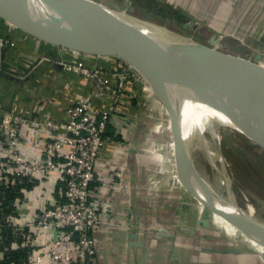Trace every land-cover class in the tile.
I'll list each match as a JSON object with an SVG mask.
<instances>
[{"label": "crops", "instance_id": "0c3cea01", "mask_svg": "<svg viewBox=\"0 0 264 264\" xmlns=\"http://www.w3.org/2000/svg\"><path fill=\"white\" fill-rule=\"evenodd\" d=\"M162 1L174 3L185 17L210 12L214 26L224 25L223 30L233 39L247 45V52L236 55L246 54L264 64V54L252 52L264 50V0ZM2 25V32L15 46L5 50L0 62V160L12 153L6 145V131L17 133L20 154L35 161L55 136L49 133L48 122L63 120L73 102L86 101L102 112L116 106L108 129L111 141L96 163L92 185V201L101 221L94 231L100 243L99 264H203V237L182 230L181 205L174 187L162 184L155 188L153 183L160 162L152 151L154 126L148 112L159 106L148 82L134 74L115 104L114 97L94 94L91 81L67 67L100 68L108 83L117 87L124 70L119 60L65 50L7 22ZM170 154L160 155V161L175 159L180 164L176 152ZM178 177L188 182L184 172ZM19 186L22 193L13 207L17 222L23 225L34 221L46 202L60 197L61 186L53 178L33 183L26 179ZM109 198L113 213L107 217L101 208ZM198 205L207 207L199 199Z\"/></svg>", "mask_w": 264, "mask_h": 264}, {"label": "water", "instance_id": "95a60500", "mask_svg": "<svg viewBox=\"0 0 264 264\" xmlns=\"http://www.w3.org/2000/svg\"><path fill=\"white\" fill-rule=\"evenodd\" d=\"M0 18L53 46L127 62L148 82L168 110L144 72L215 102L229 103L245 98L246 108L264 117V66L223 51L247 52V45L216 47L219 43L216 41L210 47L181 34L166 33L161 28L147 31L117 23L60 0H0ZM174 138L190 181L183 182L185 188L264 246V228L256 220L199 190L179 127L174 129ZM254 140L264 148L260 140Z\"/></svg>", "mask_w": 264, "mask_h": 264}, {"label": "built area", "instance_id": "2783aa9c", "mask_svg": "<svg viewBox=\"0 0 264 264\" xmlns=\"http://www.w3.org/2000/svg\"><path fill=\"white\" fill-rule=\"evenodd\" d=\"M3 22L0 18V62L5 50L15 46L14 40L2 32ZM186 26L191 27L189 22ZM67 68L87 77L94 94L114 97L115 104L126 89V82L135 74L131 67L124 68L119 85L113 87L100 68L83 64ZM115 110L114 105L102 112L86 101L73 102L63 120L48 122L49 133L55 136L46 145L42 157L35 161L20 154L21 138L17 133L6 131V145L12 153L8 159L0 160V185L17 187L26 179L33 183L36 179L53 178L60 184L61 192L59 198L44 204L34 221L24 225L17 222L14 210L3 216L0 209V264H6V253L20 249L28 256L24 264H99L100 243L94 231L101 221L92 201V185L96 163L111 141L108 129ZM101 211L107 217L112 215L110 198ZM5 227L18 240L12 248L3 246Z\"/></svg>", "mask_w": 264, "mask_h": 264}, {"label": "rangeland", "instance_id": "374dc122", "mask_svg": "<svg viewBox=\"0 0 264 264\" xmlns=\"http://www.w3.org/2000/svg\"><path fill=\"white\" fill-rule=\"evenodd\" d=\"M80 1L81 9L85 8V10H90L111 21H117L113 18L117 14L125 15L128 19L142 24L144 28L150 30H160L161 28L166 33L181 34L210 47H214L213 43L216 41L227 45L231 42L243 44L241 41L233 39L228 32L223 30V28L225 29L224 25H219V28L214 26L216 24L213 23L214 19L210 12H198L197 14L192 12L191 15L185 17L184 12L179 11L178 6L174 3L162 0ZM188 22L191 25L190 28L186 26ZM223 51L234 55L239 53L235 50ZM252 52L264 54V50L257 49L252 50ZM241 56L247 59L252 57L246 54ZM116 59L123 64L124 68L131 67L136 75H141L127 62ZM262 65L264 66V64ZM155 98L157 101L156 106L159 107L151 108L148 106V108L150 107L148 116L152 118V120L149 119V123L154 126L152 151L160 162V168L153 178V183L155 188L162 184L174 187L173 194L176 197L179 196L178 201L181 205L182 230L188 235L196 233L198 236L203 237V264H264V252L253 248L246 238L240 235L241 233L234 234L226 225L220 223L212 209L209 207L202 209L198 205V199L185 188L178 177L182 175L183 171L175 159H170L162 165L160 155H171L169 144L174 141V133L168 130L172 119L170 111L156 94ZM219 130L220 150L225 160L224 170L231 183L230 188L224 187V193L233 202L240 206L243 205L245 209L249 206L256 208L255 217L263 222L264 148L255 142V138L242 131L228 127ZM174 164L177 167L176 169L173 167ZM202 167L207 179L214 185L215 171L205 160L202 161ZM156 232L159 234L158 231Z\"/></svg>", "mask_w": 264, "mask_h": 264}, {"label": "bare ground", "instance_id": "6f19581e", "mask_svg": "<svg viewBox=\"0 0 264 264\" xmlns=\"http://www.w3.org/2000/svg\"><path fill=\"white\" fill-rule=\"evenodd\" d=\"M60 1L64 4L69 3L73 6H76L80 10H85V8H80V0ZM111 17L113 16L111 15ZM113 18L117 20L115 21L117 23L135 26L147 31H153L152 29L150 30L144 28V26L142 24H139L137 21L128 19L127 17H125V15L123 16L117 14V16H114ZM144 73L148 77V80L155 88L157 93L169 107L170 113L173 117L169 125V131L174 133V129L176 127H179L183 132L186 149L189 156V162L193 167L194 174L196 176V183L199 190L215 200H220L223 201V203L229 204L232 208L237 207L249 218L256 220V222L262 228H264V221L262 222L255 217L256 208L254 209V207L249 206L247 209H245L243 208V205H241V207L236 202H233L224 193V189L226 187L230 188L231 183L229 182L227 174L224 170L225 160L220 150L219 130L220 128L228 127L236 129L238 131H242L249 136H252L256 140H260V142L264 146V117L258 116L249 111L246 108L245 98H241L237 101H232L229 103H219L206 99L187 88L174 85L162 78L154 77L153 75H150L146 72ZM169 146L170 152H176L180 163V168L187 177L188 182H190L187 171L180 157L179 145L176 143L175 138L174 141L169 144ZM204 160L207 161L215 171L214 185H212V183L207 179L204 173V169L202 167V161ZM161 161L163 160L161 159ZM163 163L165 164L166 162L163 161ZM215 214L217 220L220 221V223L226 225V227L234 234H240L242 232L228 219L217 212H215ZM243 236L253 248L264 252V246L262 244L246 234H244Z\"/></svg>", "mask_w": 264, "mask_h": 264}, {"label": "trees", "instance_id": "16d2710c", "mask_svg": "<svg viewBox=\"0 0 264 264\" xmlns=\"http://www.w3.org/2000/svg\"><path fill=\"white\" fill-rule=\"evenodd\" d=\"M26 182V180H25ZM21 186L17 187H6V186H0V209L2 211L3 216L10 214L13 210V201L20 197V194L22 193ZM4 248H12V245L14 242L18 241L13 236V233L10 229L7 227L4 228ZM21 243V241H19ZM6 259L4 260V263L6 264H24V262L27 260V253L25 250H11L10 253H6Z\"/></svg>", "mask_w": 264, "mask_h": 264}]
</instances>
